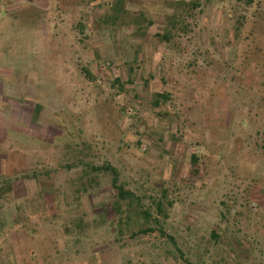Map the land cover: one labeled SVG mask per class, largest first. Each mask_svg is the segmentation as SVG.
Wrapping results in <instances>:
<instances>
[{
    "label": "rangeland",
    "instance_id": "374dc122",
    "mask_svg": "<svg viewBox=\"0 0 264 264\" xmlns=\"http://www.w3.org/2000/svg\"><path fill=\"white\" fill-rule=\"evenodd\" d=\"M20 2L0 31L27 41L41 125L0 187L45 194L0 217H43L30 258L264 264V0Z\"/></svg>",
    "mask_w": 264,
    "mask_h": 264
},
{
    "label": "crops",
    "instance_id": "0c3cea01",
    "mask_svg": "<svg viewBox=\"0 0 264 264\" xmlns=\"http://www.w3.org/2000/svg\"><path fill=\"white\" fill-rule=\"evenodd\" d=\"M19 5L22 7L18 8ZM19 5H9V0H0V19H3L4 15L19 11V9L25 10L27 6L22 2ZM3 24L5 28L6 22H3ZM16 28H22V25ZM0 29H2V25H0ZM36 34L39 36L38 31ZM40 36L43 35L40 34ZM41 40L43 41L44 38ZM25 45H27L26 39H6L0 31V185L3 179L13 174L14 158L28 159L27 155L29 157L30 150L38 148L36 143H39V140L35 138L37 137L35 133L41 124L34 122L33 109L29 110V106L33 105V102L28 101L29 97L23 101L21 97L17 96L22 92L28 93L30 89L34 88L32 83L27 80L34 76L31 73L33 70L30 67L24 68L23 65L18 64L26 63L28 52ZM25 78L26 81H20V79ZM25 126H29V130H26ZM56 140L53 139L50 143H54ZM42 141L45 142V140ZM50 147L53 146L50 145ZM53 150L58 152L60 149L54 148ZM15 164L18 166V162H15ZM23 179L25 180H22V178L16 179L8 188L0 187V202L4 203L5 214L6 207H12L14 196L17 201L20 200L26 205H28V202H38V205L44 204L39 199L45 194V192L41 194L43 184H34V180L27 175ZM30 190L31 192L33 190L40 192L41 190V193H36V197L29 192ZM33 197H36L37 200L32 202L31 200L35 199ZM41 220H43V217H0V264H41L40 261H33L30 258L32 253L30 243L36 240L37 237L34 234L38 235L40 233L42 225L32 226L29 224L30 221L37 223ZM30 225L34 230H30ZM44 234L46 235V232ZM32 255L34 254L32 253Z\"/></svg>",
    "mask_w": 264,
    "mask_h": 264
},
{
    "label": "trees",
    "instance_id": "16d2710c",
    "mask_svg": "<svg viewBox=\"0 0 264 264\" xmlns=\"http://www.w3.org/2000/svg\"><path fill=\"white\" fill-rule=\"evenodd\" d=\"M179 4L182 5L183 3H179ZM162 98H163V96H162ZM195 158L196 157H194V159ZM103 168H104V170H110L113 174V186L117 191L118 199L124 200V201L128 200V199H132L134 197L133 193L129 190H126L123 185L118 183V176H119L118 170L112 166H107V167H103ZM141 213L146 220L150 219L151 215L149 213L144 212V211H142Z\"/></svg>",
    "mask_w": 264,
    "mask_h": 264
}]
</instances>
